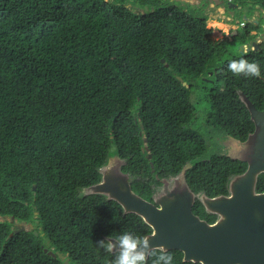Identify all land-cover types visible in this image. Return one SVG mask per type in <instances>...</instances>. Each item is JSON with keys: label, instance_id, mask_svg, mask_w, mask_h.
Instances as JSON below:
<instances>
[{"label": "trees", "instance_id": "16d2710c", "mask_svg": "<svg viewBox=\"0 0 264 264\" xmlns=\"http://www.w3.org/2000/svg\"><path fill=\"white\" fill-rule=\"evenodd\" d=\"M218 1L242 25L214 41L201 8L172 0H0V264H109L98 241L148 234L139 216L83 192L109 157L141 198L179 177L192 213L215 217L198 196L226 195L245 162L207 153V141L244 140L253 124L242 96L264 104V38L251 49L264 0ZM240 58L262 77L229 71ZM15 223L30 228L9 236ZM169 251L173 264H198Z\"/></svg>", "mask_w": 264, "mask_h": 264}, {"label": "water", "instance_id": "95a60500", "mask_svg": "<svg viewBox=\"0 0 264 264\" xmlns=\"http://www.w3.org/2000/svg\"><path fill=\"white\" fill-rule=\"evenodd\" d=\"M251 46L256 49L257 42L252 41ZM238 48L240 52L248 50L241 45ZM176 79L188 87L179 76ZM241 100L253 124L252 132L242 143L244 150L240 159L247 165L241 174L229 180L226 195L201 197L204 210L217 217L214 223L207 224L192 213L193 194L185 184L170 188L163 185V193L147 201L130 189L127 175L121 173L118 166L100 169L99 181L88 187L90 193L103 194L119 204L123 213L139 216L150 228L145 235L150 244L179 250L182 261L230 264L239 262L243 256L230 253L238 249L245 251L252 262L258 263V250L264 248V192L255 193L253 187L257 174L264 172V104L258 110L244 96ZM149 157L147 154L146 158ZM31 188L34 189V185ZM161 206L163 211H160ZM24 229L23 223H15L9 236ZM45 252L51 257L63 258L58 252ZM63 262L68 264L66 259Z\"/></svg>", "mask_w": 264, "mask_h": 264}, {"label": "clouds", "instance_id": "9594fccd", "mask_svg": "<svg viewBox=\"0 0 264 264\" xmlns=\"http://www.w3.org/2000/svg\"><path fill=\"white\" fill-rule=\"evenodd\" d=\"M228 69L237 76L262 77L260 65L244 58L230 61ZM160 211H163V206ZM97 247L113 254L109 264H149V261L151 264H173V254L164 245L152 246L148 237L131 230L110 235L98 241Z\"/></svg>", "mask_w": 264, "mask_h": 264}, {"label": "rangeland", "instance_id": "374dc122", "mask_svg": "<svg viewBox=\"0 0 264 264\" xmlns=\"http://www.w3.org/2000/svg\"><path fill=\"white\" fill-rule=\"evenodd\" d=\"M172 1L176 3H182V4L187 3L195 7L201 8L204 11V15L201 17L202 24L205 27L211 28L209 37L214 41H219L223 38H229L230 35L233 33V31L236 30V28H239L238 26L240 24H238L237 17L232 16L231 11L229 9H226L221 1H218V0H172ZM234 7H236V5ZM142 10L143 9H141L140 11ZM227 19H230L228 23L226 22ZM243 19L246 20L245 17H243ZM248 20L255 22L256 14L254 13ZM229 31L231 32L229 33ZM253 32L254 31H251L250 33H253ZM263 38H264V34L259 33L258 35L255 36L254 41L258 42L262 40ZM243 47H247V45H244ZM197 96H198L197 92H194L193 93L194 99ZM199 105L195 106L196 110L200 108ZM228 143H229L228 140L223 139V138L219 139V141L215 139L214 143L213 141L209 140L207 141L206 152L209 153L213 151H219L222 153H228V148L226 147ZM237 154L239 157H242L243 156L242 150L240 149ZM118 163H119L118 159H116L115 157H109L108 162L103 167H101V169H104L106 167L115 168L118 166ZM183 184H184L183 181L179 177L170 178L169 180H163L160 187H158L154 191L153 197L156 198L162 194L163 185H166L168 188H170L176 185L182 186ZM83 192L88 193L91 191L89 188H87L83 190ZM201 197L202 195L199 196L200 200H201ZM23 224H24L25 229L30 228L29 224H25V223Z\"/></svg>", "mask_w": 264, "mask_h": 264}, {"label": "flooded vegetation", "instance_id": "af4514ba", "mask_svg": "<svg viewBox=\"0 0 264 264\" xmlns=\"http://www.w3.org/2000/svg\"><path fill=\"white\" fill-rule=\"evenodd\" d=\"M261 109V108H260ZM260 109H258V110H260ZM246 139V138H245ZM244 139V140H245ZM226 140H228V145L226 146L227 148H228V155H231L232 157H234V158H237V159H239V160H241L240 159V157L238 156V151L241 149L242 151L244 150V145L242 144L243 143V141L244 140H242V141H235V140H233V139H231V138H226ZM241 161H243V160H241ZM108 162V161H107ZM106 162V163H107ZM243 162H245V161H243ZM246 162H245V168H246ZM245 168H244V170H245ZM243 170V171H244ZM242 171V172H243ZM241 172V173H242ZM240 173V174H241ZM260 173H262V172H260ZM260 173H258V174H260ZM264 173V172H263ZM258 174H257V176H258ZM257 176H256V179H257ZM256 179H255V183H256ZM255 183H254V187H253V190H254V192L255 193H262V192H264V188H259V187H256L255 186ZM173 187V186H172ZM168 188V187H167ZM162 193H163V188H162ZM154 195V194H153ZM199 196H201V195H199ZM199 196H198V198H199ZM154 199V197L152 196V200ZM199 200H200V198H199ZM200 219H202L203 221H205L207 224H212V223H214L215 221H216V219H217V217L215 216L213 219H211V220H206V219H203V218H200ZM241 253V255L243 254V256L241 257V255H240V257H241V259L239 260V262H234V263H230V264H264V248H262V249H260V250H258V254H259V257L256 259L257 261H258V263H256V262H252V260L249 258V257H247V254H246V252L245 251H242V250H238V249H235V250H231L230 251V253ZM181 253V252H180ZM245 253V254H244ZM181 257H182V253H181ZM232 260V259H231ZM194 263H198V264H201L200 262H194Z\"/></svg>", "mask_w": 264, "mask_h": 264}, {"label": "built area", "instance_id": "2783aa9c", "mask_svg": "<svg viewBox=\"0 0 264 264\" xmlns=\"http://www.w3.org/2000/svg\"><path fill=\"white\" fill-rule=\"evenodd\" d=\"M240 25H242V23H240Z\"/></svg>", "mask_w": 264, "mask_h": 264}]
</instances>
